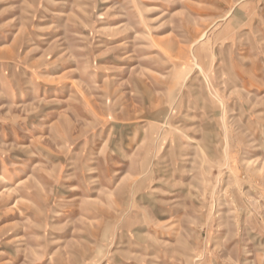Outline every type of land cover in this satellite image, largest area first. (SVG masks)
Segmentation results:
<instances>
[{
    "label": "rangeland",
    "instance_id": "rangeland-1",
    "mask_svg": "<svg viewBox=\"0 0 264 264\" xmlns=\"http://www.w3.org/2000/svg\"><path fill=\"white\" fill-rule=\"evenodd\" d=\"M0 264H264V0H0Z\"/></svg>",
    "mask_w": 264,
    "mask_h": 264
}]
</instances>
